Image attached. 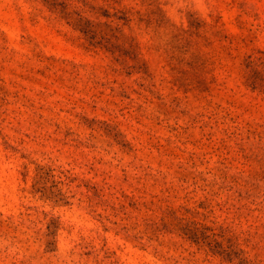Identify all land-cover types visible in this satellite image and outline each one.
Instances as JSON below:
<instances>
[{
	"label": "rangeland",
	"instance_id": "1",
	"mask_svg": "<svg viewBox=\"0 0 264 264\" xmlns=\"http://www.w3.org/2000/svg\"><path fill=\"white\" fill-rule=\"evenodd\" d=\"M0 264H264V0H0Z\"/></svg>",
	"mask_w": 264,
	"mask_h": 264
}]
</instances>
